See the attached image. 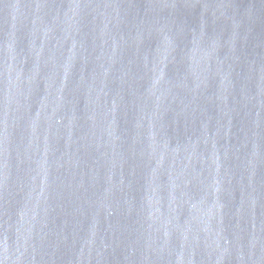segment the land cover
Wrapping results in <instances>:
<instances>
[{"label":"water","instance_id":"water-1","mask_svg":"<svg viewBox=\"0 0 264 264\" xmlns=\"http://www.w3.org/2000/svg\"><path fill=\"white\" fill-rule=\"evenodd\" d=\"M0 264H264V0H0Z\"/></svg>","mask_w":264,"mask_h":264}]
</instances>
